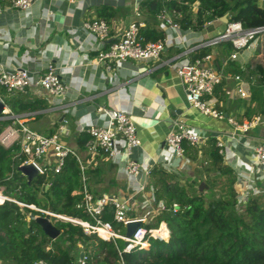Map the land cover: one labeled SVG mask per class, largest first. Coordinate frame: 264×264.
I'll list each match as a JSON object with an SVG mask.
<instances>
[{"label": "trees", "instance_id": "16d2710c", "mask_svg": "<svg viewBox=\"0 0 264 264\" xmlns=\"http://www.w3.org/2000/svg\"><path fill=\"white\" fill-rule=\"evenodd\" d=\"M5 1L0 0V3ZM140 7L149 17L140 29L143 41L163 37L155 17L161 9L172 13L173 20L183 30H199L205 21L220 18L225 13L227 22L239 21L243 28L264 26L262 0H144ZM259 35L264 36V29L249 42ZM215 46L214 59L220 66V59L231 52L232 46L229 41ZM210 50L211 46L198 47L190 56H201ZM225 65L224 74H239L244 68L248 73L258 74L255 82L258 89H254L253 95L247 101L240 98L230 106L240 104L242 108V113L235 115L236 120H249L255 115L264 118V57L250 56L244 66L238 59L228 60ZM0 94L12 114L33 112L48 105L46 100L29 93L6 94L0 88ZM213 95L217 100H224L223 79L214 87ZM9 123V120H0V130ZM55 132L65 141L62 138L66 133L57 125L44 134ZM88 138L84 131L74 136L83 164H87L89 158L84 150ZM215 143L214 137H208L198 146L182 140L184 158L193 163L192 176L168 171L160 163L150 167L148 185L154 201H161L163 208L152 211L148 221L141 225L153 229L164 222L168 237L163 240L149 236L147 248L135 245L129 250H123L124 242L120 238L105 240L95 234L86 235L79 225L54 217L50 219L59 233L50 238L31 217L43 213L29 205L93 222L82 205V186L84 183L92 195L100 193L96 184L110 167L107 160L96 157L94 162L87 164L82 180L79 163L74 156L68 155L58 172L48 169L27 181L17 169L25 156L18 154L16 146L0 145L1 191L23 204L10 200L0 203V264H31L39 258L48 264H76L68 247L77 243L86 256L84 264H264V191L240 200L243 181L224 162ZM200 182L203 183L201 189ZM172 203L178 204L176 210H172ZM113 212V205L106 204L98 218L110 222L124 234L125 226H115ZM167 229L162 224L161 236H166Z\"/></svg>", "mask_w": 264, "mask_h": 264}, {"label": "built area", "instance_id": "2783aa9c", "mask_svg": "<svg viewBox=\"0 0 264 264\" xmlns=\"http://www.w3.org/2000/svg\"><path fill=\"white\" fill-rule=\"evenodd\" d=\"M7 5L0 3V14L6 10L11 15H18L20 11L31 12V8L39 0H6ZM72 1V0H69ZM144 0H134L133 14L136 19L129 21L112 39L110 37V26L108 22L100 17L85 18L81 21V29L91 42L87 49L96 51L94 62L102 65L106 70L111 66L119 67L122 62L127 60L135 62H144L158 60L164 48L168 45L176 47L177 53L172 55L164 64L171 69L179 78L183 90L184 99L190 105L199 110L202 114L209 115L218 119H225L231 126L232 132L230 138L237 142L240 137L235 136L234 131L246 133L249 129L256 126L264 127V118L255 115L251 119L237 121L234 117L228 116L222 110L215 108L208 99L213 96V90L221 80L227 76L223 73V67L228 60L237 58L238 50L250 47L252 37L262 31V27L243 28L239 21H229L225 23L222 31H218L213 36L205 40H199L198 43L189 45L179 35V24L173 20L172 13L161 9L155 17L159 20V27L163 32V37L156 40L143 41L140 29L143 22L137 18L141 15L140 5ZM263 5H264V0ZM39 10V9H38ZM35 9V11L38 12ZM49 13V12H48ZM219 19V18H215ZM211 20L205 21L202 28L209 25ZM187 41V39H186ZM229 41L232 50L224 58L220 59V67H216L211 53L201 56L191 57L192 51L198 47L215 46L219 42ZM41 54V52H40ZM41 69H29L22 65L13 67L0 66V88L6 94L32 93L45 97L49 102L60 99L69 89L67 83L63 80L59 68L57 69L47 58H43L40 63ZM245 69V68H244ZM243 76H246L245 79ZM234 81L229 97L247 98L249 96L245 84L253 82L254 73L233 74L230 76ZM0 102L3 104L0 111V120H9L10 123L0 130V145L7 148L16 146L18 154H23L25 160L18 164L32 163L36 168L37 174L45 170L58 172L68 155L75 157L79 163L81 179L84 180L82 171L87 164L94 162L96 157L107 159L118 165V171L123 172L128 180L130 190L134 193H142L148 184V172L155 163H160L166 170L175 173L189 170L190 164L184 158L182 140L191 145H199L208 137L216 139L218 152L222 154L223 160L236 173V176L244 182L243 192L239 196L244 201L246 195L258 194L264 191V137L258 143H241L242 151L238 145L226 144L220 139V133H208L204 130H195L184 125L179 120H172L162 146L155 157L151 160L145 159L143 153L139 151L140 140L136 134V126L131 116L121 109L105 108L96 106L91 108L94 112L95 122H89L86 113L81 114L77 119L78 130L84 131L89 138L84 143L85 153L89 155L87 164H83L80 154L76 147L62 142L57 132L45 135L35 131L24 124L22 116L24 114H12L5 105L0 94ZM91 112V111H90ZM242 152V153H241ZM239 153L245 157L244 161H239ZM240 162V163H239ZM17 166V169H18ZM189 173V172H188ZM256 178L261 180L258 186ZM3 200L14 201L20 205L22 203L4 195L0 187V203ZM131 196L109 195L102 192L98 195H92L83 183L82 186V205L87 215L93 220L87 221L77 217L55 214L48 210H42L32 205L29 207L39 210L42 213L48 212L50 217L69 221L79 225L84 234H95L105 240L120 238L123 240V250H129L132 246L147 248V237H156L153 235V229H146L142 225L130 235L120 234L117 228H114L110 222L101 221L98 215L103 210L104 205L112 204L114 207L113 221L115 226L127 224L130 221L140 220L141 224L147 222L152 211L161 210L163 204L161 201L155 202L152 192L140 202V211L131 215L128 213ZM186 206H184L185 208ZM172 210L178 208V204L172 203ZM141 231L140 236L137 232ZM168 237V234H167ZM163 237H156L166 240ZM85 254L78 258L76 264H84ZM31 264H48L45 260L39 258Z\"/></svg>", "mask_w": 264, "mask_h": 264}, {"label": "crops", "instance_id": "0c3cea01", "mask_svg": "<svg viewBox=\"0 0 264 264\" xmlns=\"http://www.w3.org/2000/svg\"><path fill=\"white\" fill-rule=\"evenodd\" d=\"M127 1L39 0L31 8L34 11H20L18 15L10 16L11 12L6 10L0 14V66L22 65L29 69H41V60L47 58L50 63L63 72L61 76L69 87L65 95L56 99L55 102H49L41 95L29 93L31 96L46 100L48 105L41 110L20 113L24 114L22 116L24 124L42 134L46 133L47 129L53 125H57L62 132L66 133L62 138L65 141L62 142L75 147L74 136L80 132L77 119L81 114L86 113L89 123L95 122V115L90 110L91 108L102 106L121 109L127 112L135 123L136 134L140 140L139 151L143 153L146 160L149 158L151 160L157 155L171 127L172 120L175 119L195 130L220 133L219 137L226 146L230 143L236 144L240 151L243 150L240 142L255 144L263 140L264 127L256 126L246 133L234 131L235 136L240 137L236 142L234 138L229 137L232 128L224 118L218 119L202 114L185 101L183 86L179 78L171 69L162 64L164 60L177 53L176 47L166 46L158 60L144 62L127 60L122 62L119 67L111 66L109 70L94 62L96 51L87 49L91 42L81 29V21L90 17L105 19L111 28L108 39H112L123 26L133 20L131 18L128 20L125 15L117 12L118 8L128 6ZM131 2L133 12L134 0ZM7 3L5 1L1 4L5 6ZM35 9H39L38 12ZM142 14L137 19L145 24L149 17ZM224 26L225 23L220 18H214L204 28L199 30L179 29L178 33L186 43L192 45L222 31ZM157 28H160L159 23ZM248 50H250L248 55L250 57L253 55L252 48L248 47ZM209 53L212 54L215 66L220 67L214 59L216 46H211ZM238 56L236 59L239 58ZM239 62L244 66L246 59H241ZM243 70L245 71V69ZM230 76L227 74L223 78V90L226 92L224 100H217V97L213 95L208 101L215 108L235 118L236 114L242 113V108H240V104L233 108L230 107L232 104L234 105V101H240V98L235 96L231 98L228 95L234 85ZM250 86L258 89L255 82L245 84L249 96L241 99L247 101L253 95L254 89H251ZM241 153H239V161H244L245 157ZM100 160L107 159L100 158ZM188 163L190 169L183 170L182 173L192 176L193 163L190 161ZM108 164L110 167L105 169V174L102 177L108 175L109 181L100 185L98 188L100 193H98L131 196L132 202L128 213L133 215L136 211L139 212L140 202L145 196L151 194L149 185L147 184L142 193H134L129 188L131 180H128L123 172L118 171V165L110 161ZM263 173L264 171H261L258 175ZM117 176L124 179L122 186H115V182L118 181ZM104 180L102 178L97 184H103ZM256 183L259 186L261 180L256 178ZM102 188L106 189L102 190ZM108 188L110 189L108 190ZM150 217L148 216V219ZM161 223L167 229L164 222H160L155 229H158ZM168 232L167 229V234ZM68 252L76 258L75 263H77L79 253L82 252L80 245L77 243L74 246H69Z\"/></svg>", "mask_w": 264, "mask_h": 264}, {"label": "water", "instance_id": "95a60500", "mask_svg": "<svg viewBox=\"0 0 264 264\" xmlns=\"http://www.w3.org/2000/svg\"><path fill=\"white\" fill-rule=\"evenodd\" d=\"M224 23L227 21V14H223L220 17ZM3 104L0 102V111L2 110ZM18 170L20 174L25 176L26 180L29 181L33 176L37 174L36 168L32 163H25L18 166ZM202 188V182L199 185V189ZM31 208V207H30ZM35 222L40 226L42 231L50 238H55L59 231L54 227L50 220V216L48 212H44L42 215L31 216ZM141 225L140 220L130 221L125 224V236H130L138 226ZM125 243V242H124ZM82 256V252L79 253V257Z\"/></svg>", "mask_w": 264, "mask_h": 264}, {"label": "rangeland", "instance_id": "374dc122", "mask_svg": "<svg viewBox=\"0 0 264 264\" xmlns=\"http://www.w3.org/2000/svg\"><path fill=\"white\" fill-rule=\"evenodd\" d=\"M128 6L126 7H122V8H118L117 12H120L121 14L125 15L126 19H134L136 18L134 15H133V12H132V2L131 0H128ZM141 11H142V8L140 7ZM143 13V12H142ZM144 14V13H143ZM142 14V15H143ZM225 27V26H224ZM224 29V28H223ZM250 48H252V52H253V55L252 57L253 58H263L264 57V36L262 35H259L258 38L253 41L251 44H250ZM250 54V50H248V48H244L242 49L241 51L238 50V59L241 60V59H248V55ZM245 79L247 78L246 76H243ZM256 80H258V74L257 73H254V80H253V83L256 82ZM251 89H254L253 86H250ZM255 90H253L254 92ZM38 130V129H37ZM40 131V130H39ZM197 168V167H196ZM103 179H105L103 182V184H97L96 185V188H100V185H104L105 182L107 183L109 180H108V175L102 177ZM117 179L118 181L115 182V186H122V184L124 183V179L121 177V176H117ZM120 179V180H119ZM123 179V180H121ZM110 188H108L109 190ZM51 220V219H50ZM75 253L73 252V255ZM74 261L76 262V258L74 257Z\"/></svg>", "mask_w": 264, "mask_h": 264}, {"label": "bare ground", "instance_id": "6f19581e", "mask_svg": "<svg viewBox=\"0 0 264 264\" xmlns=\"http://www.w3.org/2000/svg\"><path fill=\"white\" fill-rule=\"evenodd\" d=\"M162 224H163V223L160 224V226H159L158 229H155V230L152 231L154 236H156V237H163V236H161L162 232H161V230H160V227L162 226ZM163 225H164V224H163ZM140 234H141V231H138V232H137V236L139 237ZM166 237H167V234H166V236L163 237V238H166Z\"/></svg>", "mask_w": 264, "mask_h": 264}]
</instances>
